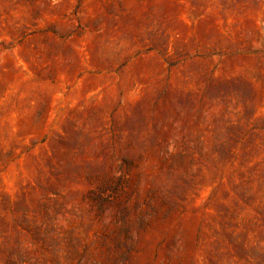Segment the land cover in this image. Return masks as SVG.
<instances>
[{
    "label": "rangeland",
    "instance_id": "obj_1",
    "mask_svg": "<svg viewBox=\"0 0 264 264\" xmlns=\"http://www.w3.org/2000/svg\"><path fill=\"white\" fill-rule=\"evenodd\" d=\"M0 264H264V0H0Z\"/></svg>",
    "mask_w": 264,
    "mask_h": 264
}]
</instances>
